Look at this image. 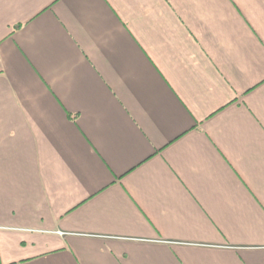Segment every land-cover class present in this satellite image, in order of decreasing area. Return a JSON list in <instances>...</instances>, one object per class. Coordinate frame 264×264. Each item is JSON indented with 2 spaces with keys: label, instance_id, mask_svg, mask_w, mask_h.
<instances>
[{
  "label": "crops",
  "instance_id": "obj_1",
  "mask_svg": "<svg viewBox=\"0 0 264 264\" xmlns=\"http://www.w3.org/2000/svg\"><path fill=\"white\" fill-rule=\"evenodd\" d=\"M0 264H264V0H0Z\"/></svg>",
  "mask_w": 264,
  "mask_h": 264
}]
</instances>
